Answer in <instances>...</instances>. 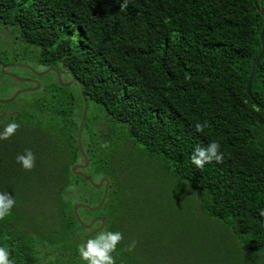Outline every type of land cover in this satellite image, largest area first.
<instances>
[{
	"label": "trees",
	"instance_id": "1",
	"mask_svg": "<svg viewBox=\"0 0 264 264\" xmlns=\"http://www.w3.org/2000/svg\"><path fill=\"white\" fill-rule=\"evenodd\" d=\"M124 3L0 0V23L25 44L22 56L78 78L89 105L102 114L99 121L116 122L128 142L140 144L165 163L168 174L187 183L207 217L251 254L264 256V110L257 105L264 106V54L253 74L252 97L246 92L262 50L263 14L254 0H127L122 8ZM257 5L264 12V0ZM50 73L53 81L16 116L19 129L0 140V192L16 200L11 215L0 220V247L9 249L13 264H61L56 254L49 260L37 254L42 238L57 232L58 239H77L83 228L73 204L97 203L88 182L71 172L80 157L78 84L61 87ZM93 117L87 114L85 125ZM1 121L0 132L12 123ZM198 122H207L203 132L196 131ZM86 135L82 130L86 172L96 180L113 168L102 145ZM213 141L221 146L222 162L197 169L193 150ZM25 149L36 157L31 171L16 161Z\"/></svg>",
	"mask_w": 264,
	"mask_h": 264
},
{
	"label": "rangeland",
	"instance_id": "2",
	"mask_svg": "<svg viewBox=\"0 0 264 264\" xmlns=\"http://www.w3.org/2000/svg\"><path fill=\"white\" fill-rule=\"evenodd\" d=\"M23 46L25 44L14 40L0 23V61L9 65L22 60L19 64L29 65L38 72L44 71L47 67L36 64L34 57L22 56ZM13 68L19 77L34 76L25 67ZM67 79L64 78L63 82ZM50 81H53L50 72L39 76L42 88ZM21 88L30 87H25L23 82L0 72V98H8ZM40 88L21 93L11 103L0 104L1 122H16L19 118L16 116L21 114L23 106L38 94ZM73 89L77 91L75 87ZM96 107L95 104L89 105L87 114L90 118L95 116L93 119L96 120L90 123L88 119L83 133L91 136L92 126L97 128L96 136L91 137L102 145L103 153H108L110 161H106L108 167L113 168L106 175H102L109 179V188L105 202L97 211L109 221L124 220L127 224L131 222V226L136 228L135 231L145 233V244L151 260L142 259L138 264H264V256L251 254L242 244L231 238L220 223L206 216L194 191L186 182L168 174L164 162L149 157L140 144L128 142L116 122L112 124L105 118L99 121L97 116L102 114L98 113ZM104 157L102 155L101 158L103 170ZM82 161L79 157L78 163ZM93 189H89L94 194L92 198L98 202L102 190ZM82 203L92 206L95 202L82 200ZM83 232L77 231V239L69 235L58 239L60 237L57 232L52 234L54 240L43 237L42 246L37 247V254L44 255L46 260L56 254L53 259L61 260V264H87L78 251ZM95 235L92 239L97 237ZM77 252L78 255L75 254ZM153 256L157 261L152 259ZM115 259L127 262L135 260L134 252L126 251L119 255L116 253Z\"/></svg>",
	"mask_w": 264,
	"mask_h": 264
},
{
	"label": "clouds",
	"instance_id": "3",
	"mask_svg": "<svg viewBox=\"0 0 264 264\" xmlns=\"http://www.w3.org/2000/svg\"><path fill=\"white\" fill-rule=\"evenodd\" d=\"M122 8L127 7V0L121 5ZM20 125L12 122L7 124L3 131L0 132V140H7L13 136L19 129ZM207 127V122L197 123L195 129L197 132H203ZM220 144L216 141L211 142L207 147L197 146L193 150L190 159L191 163L197 169H203L204 166L213 161L220 163L223 160V153L220 151ZM16 161L26 171H31L35 167L36 157L31 149H25L23 154L16 156ZM16 200L13 195L8 192H0V220H5L11 215L12 209L15 207ZM264 216V211L260 212ZM123 234L119 231L101 232L95 239L89 238L86 243L81 246L78 251L81 259L87 261V264H115L113 253L116 252L117 245L123 241ZM136 241H132L128 245L127 250L133 251ZM10 251L5 247H0V264H13L9 258Z\"/></svg>",
	"mask_w": 264,
	"mask_h": 264
},
{
	"label": "water",
	"instance_id": "4",
	"mask_svg": "<svg viewBox=\"0 0 264 264\" xmlns=\"http://www.w3.org/2000/svg\"><path fill=\"white\" fill-rule=\"evenodd\" d=\"M254 4L256 6V8L259 10V12H261L264 16V12L262 11L261 8L258 7L257 5V0H254ZM260 40H261V44H262V50L260 52V54L253 60L252 62V66H251V70L248 76V81L246 84V92L247 94L252 97L251 94V83H252V78H253V74L257 65V62L259 60V58L264 54V28H262L261 32H260ZM14 66H23L27 69H29L34 75L36 76H42L44 74H47L49 72H54L55 76H56V80L58 82V84L61 87H69L71 86L73 83H77L78 87H79V91H80V96H81V100H82V110H81V115H80V120H79V124L77 127V131H76V145H77V150L79 152L80 157L83 160V163H75L71 166V172L81 178H83L86 182H88V184L93 187L94 189H99L100 187L103 186V191H102V196L99 199V201L94 205V206H90L86 203H80L77 202L75 204H73L72 206V211L74 214V218L77 221V223L84 229H90L91 226L93 225V223L100 219L102 222H104V219L102 218H94L92 219L89 223H85L82 218L80 217L78 210L79 209H86L89 212H95L97 211L105 202L106 198H107V193H108V188H109V179L106 176H101L98 180H94L93 178H91L87 173H85L83 171V169H85L88 164H89V159L84 151L83 145H82V130L86 121V114H87V110L89 107V103L87 100V97L85 95L84 92V88H83V84L82 82L75 77H70L66 82H63V78L61 75V72L55 68V67H47L44 71L42 72H38L35 69H33L31 66L26 65V64H6L1 68V72L5 75L11 76L13 78H15L16 80L20 81V82H34L36 85L34 87H30V88H21L16 90L10 97L8 98H0V104H8L13 102L21 93L24 92H28V91H36L38 90V88L40 87V83L37 80L34 79H28V78H23V77H19L18 75H16L15 73L12 72H7L4 69L6 67H14ZM257 105L259 107H262L264 110V106H262L261 104L257 103ZM101 228L98 229H94L91 230L87 233V235L84 237L83 241H82V245L84 243H86L87 239L91 238L93 235H95ZM80 256V254H79Z\"/></svg>",
	"mask_w": 264,
	"mask_h": 264
},
{
	"label": "flooded vegetation",
	"instance_id": "5",
	"mask_svg": "<svg viewBox=\"0 0 264 264\" xmlns=\"http://www.w3.org/2000/svg\"><path fill=\"white\" fill-rule=\"evenodd\" d=\"M21 61H18V63H21ZM4 65H6V64H3V62L0 61V72H1V68ZM20 67H23V66H20ZM4 70L7 71V72L14 73V68L13 67H6ZM61 75H62V73H61ZM9 77H11V76H9ZM27 77H28V79H34V80H37L39 82V76L34 75V76H27ZM11 78H13V77H11ZM62 78L64 79V76H62ZM23 83L25 84V87H34L36 85L34 82H23ZM40 87H41V84H40ZM82 163H83V161H82ZM86 169H87V167L85 169H83V171L85 173H87ZM98 179H99V177L96 180H98ZM100 189L103 191V186L100 187L97 190H100ZM92 206H94V205H92ZM95 212H96L95 214H87L86 212H85L86 214L85 213L83 214L81 212V210L78 212L80 217L82 218V220L86 224L89 223L94 218H102V219H104V222H102L100 219L96 220L93 223V225L91 226V228L88 229V230L83 228V231H84L83 232V234H84L83 238L87 235V233L89 231L94 230V229H98V228H101V229L96 233L95 236H98L101 232H104V231H112V232L119 231V232H121L123 234L124 239H123V241L120 244L117 245L116 252L113 253L114 257H115L116 253H117V255H119V253H125L127 251L128 253L134 252V259L137 262L142 261V259L151 260L150 253L147 251V245L145 244L147 236L145 235V233L143 231H140V230L135 231L136 228H133L131 226V222H129L127 224V223L124 222V220H121V221H118V220L109 221V220L106 219L105 216L100 214L98 211H95ZM93 236L91 238H93ZM82 241H83V239H82ZM132 241H136L135 249L133 251H128L127 247H128L129 244L132 243ZM152 259H155V256H153ZM155 260L157 261V259H155Z\"/></svg>",
	"mask_w": 264,
	"mask_h": 264
}]
</instances>
